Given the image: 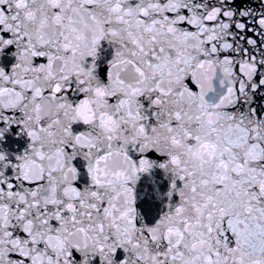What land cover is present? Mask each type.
Returning <instances> with one entry per match:
<instances>
[{
  "label": "snow or ice",
  "instance_id": "6c2138e0",
  "mask_svg": "<svg viewBox=\"0 0 264 264\" xmlns=\"http://www.w3.org/2000/svg\"><path fill=\"white\" fill-rule=\"evenodd\" d=\"M7 49L0 264H264V0H0Z\"/></svg>",
  "mask_w": 264,
  "mask_h": 264
},
{
  "label": "water",
  "instance_id": "95a60500",
  "mask_svg": "<svg viewBox=\"0 0 264 264\" xmlns=\"http://www.w3.org/2000/svg\"><path fill=\"white\" fill-rule=\"evenodd\" d=\"M12 49L0 51V66L7 68L14 62V57L11 55ZM112 55V47L107 41H101L98 47L97 63L101 68V76L106 68L105 62ZM17 130L12 128L5 134L3 140H0V150L6 151L10 156L13 153H18L26 147V137L22 134L17 135ZM150 160L162 161L165 159L162 155H157L154 152L147 154ZM79 164V161H76ZM170 174H166L163 169L153 164L146 173H141L138 176L134 185L135 207L140 215L149 223L161 212L168 197L165 195L169 190ZM173 195L172 199H175Z\"/></svg>",
  "mask_w": 264,
  "mask_h": 264
},
{
  "label": "clouds",
  "instance_id": "9594fccd",
  "mask_svg": "<svg viewBox=\"0 0 264 264\" xmlns=\"http://www.w3.org/2000/svg\"><path fill=\"white\" fill-rule=\"evenodd\" d=\"M82 114H84V113L82 112ZM85 118L90 119L91 117H90V115H86ZM119 170H120V169H117V171H119Z\"/></svg>",
  "mask_w": 264,
  "mask_h": 264
}]
</instances>
